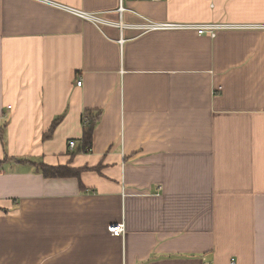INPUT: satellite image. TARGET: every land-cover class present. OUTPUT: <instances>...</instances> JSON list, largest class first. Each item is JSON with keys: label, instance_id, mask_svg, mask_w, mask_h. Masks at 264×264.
Segmentation results:
<instances>
[{"label": "crops", "instance_id": "0c3cea01", "mask_svg": "<svg viewBox=\"0 0 264 264\" xmlns=\"http://www.w3.org/2000/svg\"><path fill=\"white\" fill-rule=\"evenodd\" d=\"M125 6L0 0V264H264V0Z\"/></svg>", "mask_w": 264, "mask_h": 264}, {"label": "built area", "instance_id": "2783aa9c", "mask_svg": "<svg viewBox=\"0 0 264 264\" xmlns=\"http://www.w3.org/2000/svg\"><path fill=\"white\" fill-rule=\"evenodd\" d=\"M129 0H119V8L118 10L120 13H123L127 10L125 3ZM157 1V0H153ZM63 8L67 9L68 11L92 22L99 23L102 20L97 16L95 13H90L81 9L73 8L70 6L61 5ZM264 26V25H262ZM243 27H255V26H248V25H241V24H219V23H204V24H197V23H176V22H156L152 20H147L144 24L140 26V28L144 31H152V30H176V29H189L195 30L199 34H206L209 33L212 36L216 34V30L218 29H229V28H243ZM82 80L78 81V85L81 86ZM89 117L86 114L83 118L84 126L89 124ZM76 145L74 140L69 142V147L73 149ZM125 223L120 222L116 224H112L108 227L109 232L114 236H119L125 233Z\"/></svg>", "mask_w": 264, "mask_h": 264}, {"label": "trees", "instance_id": "16d2710c", "mask_svg": "<svg viewBox=\"0 0 264 264\" xmlns=\"http://www.w3.org/2000/svg\"><path fill=\"white\" fill-rule=\"evenodd\" d=\"M89 124L85 126V132L83 137V144L85 149H89V146L92 143L93 131L97 121V116L88 113ZM41 172L45 177H69V176H78L80 171L76 169L69 168L67 166H49L42 164Z\"/></svg>", "mask_w": 264, "mask_h": 264}]
</instances>
